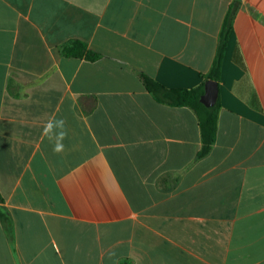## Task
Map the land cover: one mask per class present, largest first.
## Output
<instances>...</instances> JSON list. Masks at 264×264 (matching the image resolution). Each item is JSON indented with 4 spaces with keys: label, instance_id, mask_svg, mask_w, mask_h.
<instances>
[{
    "label": "crops",
    "instance_id": "0c3cea01",
    "mask_svg": "<svg viewBox=\"0 0 264 264\" xmlns=\"http://www.w3.org/2000/svg\"><path fill=\"white\" fill-rule=\"evenodd\" d=\"M232 1L0 0V264H264V0L233 16L206 156L136 74L199 86Z\"/></svg>",
    "mask_w": 264,
    "mask_h": 264
},
{
    "label": "trees",
    "instance_id": "16d2710c",
    "mask_svg": "<svg viewBox=\"0 0 264 264\" xmlns=\"http://www.w3.org/2000/svg\"><path fill=\"white\" fill-rule=\"evenodd\" d=\"M241 0H233L229 5L226 15L223 19L219 32L218 45L212 65L205 75L204 81L193 89H166L156 83L150 77L143 73H136L137 77L143 84L148 93L160 104H166L174 107H187L191 109L197 117L200 130L201 148L198 152V158L206 156L212 148L216 137L217 115L219 110L218 98L215 105L206 108L200 103V96L203 94V86L206 80H213L219 83L220 67L224 50L227 44L228 35L231 29V22L236 10L239 8ZM58 54L66 58L84 59L88 61H96L99 55L90 51L87 45L77 39H70L60 45Z\"/></svg>",
    "mask_w": 264,
    "mask_h": 264
},
{
    "label": "clouds",
    "instance_id": "9594fccd",
    "mask_svg": "<svg viewBox=\"0 0 264 264\" xmlns=\"http://www.w3.org/2000/svg\"><path fill=\"white\" fill-rule=\"evenodd\" d=\"M68 131L64 118L52 116L43 123L41 136L52 143L54 153L60 154L65 150L64 141L68 138Z\"/></svg>",
    "mask_w": 264,
    "mask_h": 264
},
{
    "label": "water",
    "instance_id": "95a60500",
    "mask_svg": "<svg viewBox=\"0 0 264 264\" xmlns=\"http://www.w3.org/2000/svg\"><path fill=\"white\" fill-rule=\"evenodd\" d=\"M218 98V85L213 80H206L203 86V94L200 96V103L206 108L215 105Z\"/></svg>",
    "mask_w": 264,
    "mask_h": 264
}]
</instances>
